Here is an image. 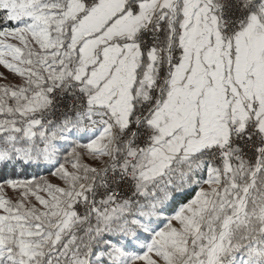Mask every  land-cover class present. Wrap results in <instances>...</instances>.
<instances>
[{
  "label": "snow or ice",
  "instance_id": "snow-or-ice-1",
  "mask_svg": "<svg viewBox=\"0 0 264 264\" xmlns=\"http://www.w3.org/2000/svg\"><path fill=\"white\" fill-rule=\"evenodd\" d=\"M0 264H264V0H0Z\"/></svg>",
  "mask_w": 264,
  "mask_h": 264
},
{
  "label": "rangeland",
  "instance_id": "rangeland-1",
  "mask_svg": "<svg viewBox=\"0 0 264 264\" xmlns=\"http://www.w3.org/2000/svg\"><path fill=\"white\" fill-rule=\"evenodd\" d=\"M3 71H6V70H4L2 67H0V72H3Z\"/></svg>",
  "mask_w": 264,
  "mask_h": 264
}]
</instances>
